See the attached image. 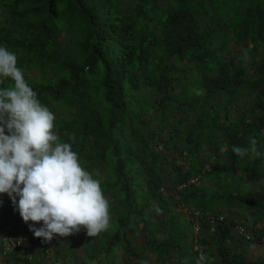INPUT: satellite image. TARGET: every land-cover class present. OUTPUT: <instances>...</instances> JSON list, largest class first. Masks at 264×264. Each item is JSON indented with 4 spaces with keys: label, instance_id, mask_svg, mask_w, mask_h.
Segmentation results:
<instances>
[{
    "label": "trees",
    "instance_id": "1",
    "mask_svg": "<svg viewBox=\"0 0 264 264\" xmlns=\"http://www.w3.org/2000/svg\"><path fill=\"white\" fill-rule=\"evenodd\" d=\"M0 46L110 203L109 228L82 226L81 255L57 235L51 264H264L248 257L264 240V0H0ZM252 139L260 157L232 152ZM0 201L2 263L43 264L47 245L7 251L5 236L29 230Z\"/></svg>",
    "mask_w": 264,
    "mask_h": 264
},
{
    "label": "clouds",
    "instance_id": "2",
    "mask_svg": "<svg viewBox=\"0 0 264 264\" xmlns=\"http://www.w3.org/2000/svg\"><path fill=\"white\" fill-rule=\"evenodd\" d=\"M8 79L12 85L0 87V194L11 198L25 223L43 222L29 229L45 243L79 233L82 226L89 237L106 231L110 203L101 181L82 166L70 143L60 142L54 113L27 83L18 56L0 46V81ZM232 152L240 158L262 155L255 139L250 147L232 146ZM195 264H211V258L201 254Z\"/></svg>",
    "mask_w": 264,
    "mask_h": 264
},
{
    "label": "rangeland",
    "instance_id": "3",
    "mask_svg": "<svg viewBox=\"0 0 264 264\" xmlns=\"http://www.w3.org/2000/svg\"><path fill=\"white\" fill-rule=\"evenodd\" d=\"M235 49H238L239 51L245 50V49H243V47H238V46H235ZM234 210L235 211H233L232 213H225L224 216L227 219H239L240 216H238V215L242 214L244 211L240 208H236ZM4 216H5L4 209L2 206H0V217L3 218ZM8 224H9V226L7 227L8 229L5 230V234L11 233L13 231V226L10 224V222ZM31 224H35V225L37 224V227H40L43 224V222L41 221V222L37 223V222L29 221V222L25 223V226L29 230L28 232H32L29 229V225H31ZM260 226L264 227V220L261 222ZM242 228L243 227L236 226L232 230L231 245L234 248L240 249V248L248 246V243H247L248 239L246 237H245V239L242 237V235H246L247 232L243 228L244 234L241 233ZM81 234H82V230L79 233H75L73 235H70L71 239H72V246L74 247V253H79L80 255L83 252V247L80 243ZM249 235L251 236V234H249ZM46 245H47V247L41 248L42 250H40L37 253V256L40 257V260H41V262H43V264H51L55 260L54 256L56 257V255H55L56 247H54V244L52 243V241L48 242ZM58 248H59V250L61 249L62 253L64 252L62 250V246H59ZM63 254L65 255L66 253L64 252ZM140 254L147 255V257L150 261H153L155 259L154 254L150 253L148 248L141 251ZM263 256H264V240L262 242H260L259 244L250 245L249 254H248L249 259L255 260V259H258V258L263 257ZM138 259H139L138 255L129 254V256L125 258V261H121L119 264H137ZM55 261H57V258ZM0 264H3L1 260H0ZM59 264H62V263H59Z\"/></svg>",
    "mask_w": 264,
    "mask_h": 264
},
{
    "label": "built area",
    "instance_id": "4",
    "mask_svg": "<svg viewBox=\"0 0 264 264\" xmlns=\"http://www.w3.org/2000/svg\"><path fill=\"white\" fill-rule=\"evenodd\" d=\"M241 233L244 234L243 228ZM4 240L7 251L15 248H28L29 250H32L35 245L43 246L47 244L43 242V238H36L33 232H29L28 234L19 237L13 235L5 236Z\"/></svg>",
    "mask_w": 264,
    "mask_h": 264
}]
</instances>
